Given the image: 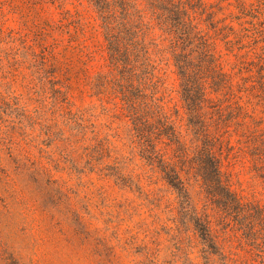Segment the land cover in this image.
I'll return each mask as SVG.
<instances>
[{
    "label": "trees",
    "instance_id": "1",
    "mask_svg": "<svg viewBox=\"0 0 264 264\" xmlns=\"http://www.w3.org/2000/svg\"><path fill=\"white\" fill-rule=\"evenodd\" d=\"M27 1L26 8L10 4L8 14L24 10L23 23L29 18L35 28L31 45L5 29L7 5L0 0V51H25L31 58L5 56L12 69L21 72L30 63L53 80L65 72L70 78L72 68L55 51H91L85 41L94 28L103 39L105 72H88L92 53L78 71L89 98L108 106L117 137H101L78 118L71 122L70 137L93 170L105 176L102 164L123 128V142L175 195L187 224L201 236L208 264L211 257L223 264H264V198L233 192L223 172L225 162L248 165L264 188V0L225 6L212 0ZM163 67L176 77L183 117L165 101ZM51 85L69 112L71 85ZM9 86H1L8 88L0 91V102L17 99L24 118L21 95ZM18 159H0V191L15 192L11 186L24 178ZM121 171L118 164L117 180Z\"/></svg>",
    "mask_w": 264,
    "mask_h": 264
},
{
    "label": "rangeland",
    "instance_id": "2",
    "mask_svg": "<svg viewBox=\"0 0 264 264\" xmlns=\"http://www.w3.org/2000/svg\"><path fill=\"white\" fill-rule=\"evenodd\" d=\"M212 1L223 6L235 3ZM245 1L252 4L257 0ZM10 4L26 8L30 2L6 0L8 7ZM7 6L5 29L17 33L15 39L23 37L33 44L35 28L29 18L28 24L23 23L24 10L8 14ZM86 36L85 46L91 51H55L72 68L70 78L65 72V77L53 80L48 71H39L30 63L21 72L12 69L5 56L10 61L15 55L26 62L31 58L25 51H0V91L5 93L8 87L1 86L10 83V92L14 89L21 95L25 116L17 109V99L0 102V159L19 157L25 171L24 178L11 186L15 192L0 191V264H208L209 250L201 236L187 224L188 216L179 209L175 195L123 142V128L111 140L113 153L102 164L105 176L93 170L78 140L70 137L71 122H78L77 118L94 126L101 137H117L111 132L117 126L112 124L108 106L102 103L101 107L89 98L84 73L78 71L87 53H92L88 72H105L100 33L94 28ZM160 76L168 108L183 117L172 68L163 67ZM52 82L64 89L63 85H71L70 91L66 89L69 112L61 107ZM118 164L122 180L115 176ZM223 172L233 192L264 198V188L252 179L248 165L225 162ZM209 259L210 264H223L220 257Z\"/></svg>",
    "mask_w": 264,
    "mask_h": 264
}]
</instances>
